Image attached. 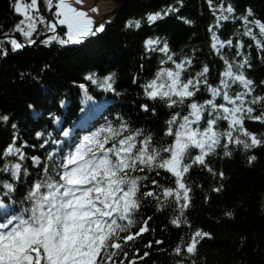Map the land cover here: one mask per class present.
<instances>
[{
	"label": "trees",
	"instance_id": "obj_1",
	"mask_svg": "<svg viewBox=\"0 0 264 264\" xmlns=\"http://www.w3.org/2000/svg\"><path fill=\"white\" fill-rule=\"evenodd\" d=\"M10 2L0 0V36L14 35L24 40L15 30L22 17L13 12ZM219 3L213 0V4ZM228 3L233 4L237 19L221 21L214 30L221 40L231 39L233 46L222 48L219 54L211 48L209 25L215 23L216 16L208 0H183L181 5L176 0H127L102 31L80 45L34 43L13 51L10 40L0 37V53L7 50L0 54V115L10 116L7 123L0 121V180L10 179L2 171L6 164L20 162L19 199L28 184L42 176L44 163L49 160L51 142L42 148L37 131H42L45 138L51 131L58 140L64 125L77 118L78 127L67 138L72 142L80 126L97 121L101 126L109 120L118 126L119 113L130 128L121 138L137 128L141 134L129 144L132 151L128 153L126 172L128 177L140 178L132 197L137 205L132 206L131 223L113 236L128 256L117 259L125 264H264V87L260 86L264 60L255 39L244 34V23L238 18L251 7L255 15L249 19L264 20V1L224 0L225 7ZM169 5L179 11L148 23V13L166 11ZM128 20H140V27L126 28ZM37 30L44 31L43 24L38 23ZM64 30L58 27L57 33L63 36ZM253 31L260 39L259 29ZM149 37L167 41L169 55L177 61L193 56L192 64L182 73L185 79L208 65V82L218 85L226 68L224 60L243 59L237 56L236 41H241L240 51L252 65L245 72L254 81L255 90L246 95L238 83L233 84L227 90L232 100L227 111L207 109L211 116L203 114L191 130L197 134L211 132V140L206 146L191 144L183 150L176 176L165 164L186 121L181 119L173 125L167 121L175 112L187 114V108L169 107L159 98L144 96L143 85L148 80L161 68H174L165 54L145 49L144 41ZM89 71L98 77L114 72V91L84 80ZM80 83H85V90L79 88ZM207 98L209 93L203 89L196 97L199 101ZM221 102L222 97L217 98V105ZM141 104H148V110H141ZM49 113L54 115L50 117ZM56 117L59 120L54 123ZM166 127L173 129L172 135L166 134ZM14 135L16 146H22L25 154L23 160L4 154ZM149 136L150 141H146ZM254 139L259 144H254ZM32 156H40L42 163L34 165ZM253 156L255 159H250ZM130 235L126 241L124 238ZM158 239L162 243L157 244Z\"/></svg>",
	"mask_w": 264,
	"mask_h": 264
},
{
	"label": "snow or ice",
	"instance_id": "obj_2",
	"mask_svg": "<svg viewBox=\"0 0 264 264\" xmlns=\"http://www.w3.org/2000/svg\"><path fill=\"white\" fill-rule=\"evenodd\" d=\"M44 3L49 9L53 7V0H44ZM176 3L181 5L183 0H176ZM208 5L216 16L215 23L209 25L211 48L219 54L222 48L232 47L233 41L221 40L214 29L219 27L221 21L237 19L236 10L232 3L225 7L224 0H220L219 4H213V0H208ZM10 7L15 14L22 17L15 25V30L19 31L28 45L37 42L45 46L52 42H57L61 46L80 45L105 27L104 24H100L94 28L92 18L84 10L73 7L66 0H55V11L52 14L54 20L46 19L40 14L38 0L30 2L11 0ZM178 11V7L169 5L166 11L148 13L147 21L152 24ZM254 15L252 8L247 7L245 13L238 18L244 23V34L255 39L261 59L264 60V20H250L249 17ZM178 18L184 20V17ZM186 22L193 23L191 20ZM38 23L43 24L44 30L51 34L37 41L34 34L40 36L37 30ZM140 24V20H128L125 27L134 26L138 29ZM58 25L66 26L67 31L63 36L57 33ZM254 28L259 29L260 39L256 38ZM6 39L10 40L13 51L24 46L14 37ZM144 47L146 50L157 49L174 65V68H161L154 78L143 85L144 96L149 99L159 98L169 107L186 106L187 114L181 116L179 112L173 113L167 121L168 125L183 119L189 126L194 127L208 108H211L212 112L221 108L227 111L228 105L232 102L227 90L233 84L238 83L246 95L255 90L254 81L248 78L245 72V69H250L252 65L248 56L240 51L241 41H236L235 48L237 56H243V59L234 61L225 59L226 68L220 74L221 78L216 86L208 82L206 76L209 71L208 65L195 76H188L185 79L182 73L192 64L193 56H185L177 61L173 55H169L167 41L162 42L158 37H149L145 39ZM6 52L7 50H4L0 54ZM164 62L161 61L162 64ZM115 75L111 72L98 77L96 72L89 71L84 74V80L91 81L100 89L114 91ZM260 86L264 87V81L260 82ZM79 88L85 90V83H80ZM202 89L209 93V98L199 101L196 97ZM219 97H222L223 102L217 105ZM63 103L61 101V104ZM140 108L147 111L149 106L141 104ZM207 114L211 116L212 113ZM53 115L49 113L50 117ZM117 119L118 126H114L111 120L106 121L104 125L80 137L74 146L69 145L63 155L62 148L58 151L53 147L52 151L47 153L49 160L44 163L42 176L28 184L19 199L16 198V194L21 180L22 165L17 162L4 166L2 171L7 173L10 179L0 180V264H125V261L117 258L121 255L126 258L128 253L123 251V246L118 239H113V236L118 230V221L127 215L129 206L137 205L135 200L128 199V182L135 184L140 178H129L126 175L129 166L127 154L132 151L127 145L136 141L141 130L137 128L131 135L121 138L126 130H130L129 122L119 113ZM9 120L8 114L0 115V121L7 123ZM58 120L59 117H56L54 123ZM209 123L212 121L209 120ZM184 126L181 124V127ZM12 127L15 128L16 125L13 124ZM165 132L172 135L173 129L166 127ZM68 134L69 129L65 128L64 135ZM35 135L43 141L42 148L50 142L56 146L61 145L60 140H51L53 136L51 131L47 133V138L42 131H37ZM190 135L195 136L196 132L193 131ZM150 139V136L145 138L146 141ZM253 143L259 144V141L254 139ZM4 154L5 156L11 154L20 160L25 159L22 146H16L15 135L13 141L4 149ZM31 159L36 166L42 163L40 156H32ZM24 175H28L27 170H24ZM122 206L123 212L118 216L117 213L121 212ZM146 230L147 228L144 229ZM207 235L210 237V233ZM124 239L129 241L131 235ZM156 243L160 244L162 241L158 239ZM151 245L152 241H149L148 247ZM193 250L189 248V251ZM148 254L145 253L144 256Z\"/></svg>",
	"mask_w": 264,
	"mask_h": 264
},
{
	"label": "water",
	"instance_id": "obj_3",
	"mask_svg": "<svg viewBox=\"0 0 264 264\" xmlns=\"http://www.w3.org/2000/svg\"><path fill=\"white\" fill-rule=\"evenodd\" d=\"M127 0H82V2H78V0H66L67 3L71 4L73 7L82 9L86 12L88 16H90L93 20L94 28L99 27L100 24H104L105 22H109L113 17L116 11L123 7ZM264 1V0H262ZM25 2H30L27 0ZM41 2L47 9H49L44 0H38V4L41 5ZM55 0H53V4ZM55 9L53 10V12ZM52 12V14H53ZM40 14L43 15V12L40 10ZM44 16V15H43ZM48 18V17H47ZM55 19V17L53 16ZM59 27H62L58 25ZM66 28V26H63ZM67 29L64 31V33ZM47 35V33L45 34ZM62 36V34H59ZM44 37V35L39 36L36 40H40ZM19 42L24 44V48L28 46V44L24 43L21 39H18Z\"/></svg>",
	"mask_w": 264,
	"mask_h": 264
},
{
	"label": "rangeland",
	"instance_id": "obj_4",
	"mask_svg": "<svg viewBox=\"0 0 264 264\" xmlns=\"http://www.w3.org/2000/svg\"><path fill=\"white\" fill-rule=\"evenodd\" d=\"M193 119H195V117H193ZM184 125L185 126L182 127V130L179 134V137L176 140V149H175L176 152H175V156L173 157V160L170 163L171 167L176 166V162H177L179 152L183 151L188 145L198 144L199 146H206L208 144V142L211 140V136H212L211 132H209V133L202 132L199 134L196 133V135L193 136V135H190V133L193 132L191 130V128H196V126H194V127L189 126L187 122H185ZM194 141H195V143H194Z\"/></svg>",
	"mask_w": 264,
	"mask_h": 264
}]
</instances>
